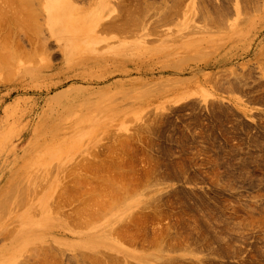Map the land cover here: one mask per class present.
Returning a JSON list of instances; mask_svg holds the SVG:
<instances>
[{
  "label": "rangeland",
  "instance_id": "obj_1",
  "mask_svg": "<svg viewBox=\"0 0 264 264\" xmlns=\"http://www.w3.org/2000/svg\"><path fill=\"white\" fill-rule=\"evenodd\" d=\"M0 40V264H264V0H0Z\"/></svg>",
  "mask_w": 264,
  "mask_h": 264
},
{
  "label": "bare ground",
  "instance_id": "obj_2",
  "mask_svg": "<svg viewBox=\"0 0 264 264\" xmlns=\"http://www.w3.org/2000/svg\"><path fill=\"white\" fill-rule=\"evenodd\" d=\"M50 5H51V4H50ZM57 5H58V4H57ZM59 5H60V4H59ZM67 5H68V4H67ZM64 6H65V4H64ZM68 6H69V5H68ZM17 9H18V8H17ZM19 11H20V10H19ZM19 11L17 10V12H19ZM55 11H56V10H55ZM55 11H54V13H53V12H50L51 23H52V25H54V24L56 23V21H57V18H56V17H57V13H56L57 11H56V12H55ZM14 12H15V11H14ZM17 12H16V13H13V15H14V14H17ZM58 12H59V11H58ZM10 13H11V11H10ZM17 17H18V16H17ZM11 20H13V18H12ZM15 20H16V18H15ZM14 22H15V21H14ZM14 22H12V24H13ZM15 23L18 24L19 22H15ZM20 25H21V23H20ZM20 25H19V26H20ZM0 41H1V40H0ZM1 42H2V41H1ZM3 45H5V44H3ZM4 48H7V46L4 47ZM0 51H1V47H0ZM9 53H10V52H8L7 54H9ZM1 57H2V59H3V58H4V55H1L0 58H1ZM10 57H13V58H14V56H12L11 54H10ZM13 58H9V59L13 60ZM2 59H1V60H2ZM5 59H6V57H5ZM9 59H8V60H9ZM6 60H7V59H6ZM6 60H5V61H6ZM8 60H7V61H8ZM5 61H3V62L5 63ZM7 61H6V62H7ZM15 61H16V60H15ZM18 62H19V60H18L16 63H18ZM21 62L23 63V61H21ZM25 62H26V61H24V63H25ZM1 63H2V61H1ZM8 63H9V61H8ZM2 64H3V63H2ZM10 64L13 66V62H10L9 64L5 63V64H3V65H5V68H6V66H8V65H10ZM14 64H15V62H14ZM0 65H1V64H0ZM3 65H2V66H3ZM15 65H16V64H15ZM25 65H26V64H25ZM2 66H1V67H2ZM12 66H11V67H12ZM16 66H17V65H16ZM1 67H0V68H1ZM14 68H15V66H14ZM3 69H4V66H3ZM3 69H2V70H3ZM17 69H18V68H17ZM2 70H1V71H2ZM6 70H7V68L5 69V71H6ZM8 70H11V71H12V70H13V67H12V69H10V67H9ZM5 71H4V72H5ZM8 73H11V72L8 71ZM7 75H9V74H7ZM2 77H3V78H1L2 80H3V79L6 80V77H7V76L5 77V75H3ZM7 80H8V79H7ZM89 121H90V120H89ZM89 121H88V122H89ZM86 165H87V164H86ZM86 165H85V167H86ZM92 166H93V164H92ZM94 166H95V164H94ZM94 166H93V167H94ZM89 167H90V168H88V169L92 171L91 165H89ZM86 168H87V167H86ZM93 169H95V168H93ZM94 171H95V170H94ZM77 174H78V172H77ZM77 174H76V176H77ZM78 178H79V177H78ZM78 178H77V179H78ZM81 178H82V179H81ZM81 178H80V179L83 180V176H82V175H81ZM102 178H103V177H102ZM104 178H105V177H104ZM104 178H103V179H104ZM108 180H109V179H108ZM108 180H107V181H108ZM79 181H80V180H79ZM79 184H80V183H78V186H81V184H80V185H79ZM76 187H77V186H76ZM79 188H80V187H78V189H79ZM78 189H77V190H78ZM8 199H10V198L8 197ZM49 199H50V198H49ZM2 200H3V199H2ZM5 201H6V202H8V201L10 202V200H8V201L5 200ZM48 201H49V200H48ZM6 202H5V203H6ZM9 202H8V203H9ZM8 203H7V205H8ZM10 203H11V202H10ZM10 203H9L8 206H11ZM12 203H13V202H12ZM18 203H19V202H18ZM94 203H95V202H94ZM4 205H5V204H4ZM7 205H6V206H7ZM95 205H96V204H95ZM95 205H94V207H91V206H93V203H92V205L90 206L91 209H92V208H95V209L97 210V208H96ZM8 206H7V207H8ZM12 206H13V204H12ZM0 207H1L0 209L2 210V208H3V203H2V205H1ZM87 207H88V206H87ZM5 208H6V207L4 206V209H5ZM88 208H89V207H88ZM9 209H10V208H9ZM91 209H90V210H91ZM96 210H94L93 212L96 213ZM97 211L99 212V209H98ZM91 212H92V211H91ZM98 212H97V213H98ZM97 213H96V215H97ZM91 214H92V213H91ZM91 214H90V215H91ZM93 215H95V214H93ZM96 215H95V216H96ZM92 217H93V216H92ZM95 227H96V226H95ZM13 242H14V241H13ZM20 242H21V241H20Z\"/></svg>",
  "mask_w": 264,
  "mask_h": 264
}]
</instances>
